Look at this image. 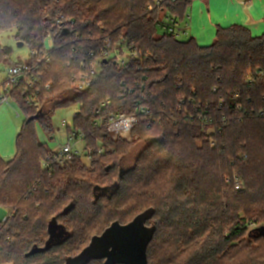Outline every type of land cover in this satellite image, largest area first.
I'll return each mask as SVG.
<instances>
[{
    "label": "trees",
    "instance_id": "trees-1",
    "mask_svg": "<svg viewBox=\"0 0 264 264\" xmlns=\"http://www.w3.org/2000/svg\"><path fill=\"white\" fill-rule=\"evenodd\" d=\"M157 1L0 0V34L16 30L17 43L30 51L49 36L53 46L35 89L23 97L13 88L12 102L27 120L14 157L0 155V207L16 208L0 222V264H66L111 224L146 213L156 230L149 264H264V236L249 227L264 226V33L219 26L211 45L192 37L181 42L157 22L168 14L183 20L197 0L156 7ZM60 15L72 23L55 33ZM108 39L134 45L137 56L124 66L102 60L90 89L78 91V77ZM12 53L0 45V62L9 65ZM128 88L133 92L125 94ZM183 97L207 105L220 133L200 128L193 106L180 104ZM107 99L117 111L143 105L159 119L150 127L139 122L129 137L113 141L94 126ZM76 102L81 106L67 132L86 135L91 161L75 157L44 170L42 160L53 150L40 144L34 123L52 134L56 110ZM138 143L146 146L125 169L124 157ZM111 187L113 194L100 193ZM54 221L55 239L45 248Z\"/></svg>",
    "mask_w": 264,
    "mask_h": 264
},
{
    "label": "built area",
    "instance_id": "built-area-1",
    "mask_svg": "<svg viewBox=\"0 0 264 264\" xmlns=\"http://www.w3.org/2000/svg\"><path fill=\"white\" fill-rule=\"evenodd\" d=\"M162 2L163 0H158L155 6L160 7ZM190 21V13H188L183 20L168 14L158 20L157 27L163 32L168 34L171 33L176 38L190 37ZM70 23H72V19L70 17L60 15L53 26L55 27V33L62 32L63 28L68 26ZM50 38L51 37L49 36L47 41L50 40ZM47 41H45L43 48L39 47V49L30 51L27 58L6 68V72L4 74L5 81L2 86V93L0 94V106L10 105L12 103L13 88H21L23 97L35 89L37 82L42 77V72L40 70L41 66L44 63L50 62L49 52L52 49H49L46 46ZM105 44L107 46L102 50L101 55L97 57L95 63L90 67L85 68L83 73H81V75L78 77L76 82V88L78 91L84 92L90 89L95 80L98 78L102 60L113 59L118 65L124 66L128 62L130 56H137V53L134 50V45H131L125 41L119 43L117 46H113L109 43L108 39L105 41ZM49 88L50 86H47V89ZM127 92L132 93L133 89L128 88L125 91V94ZM186 100L187 99L184 97L181 98L180 104L184 105L187 103L193 106V113H195L194 117H196L200 128L208 131L209 134H214L215 132L220 133V129H217L212 125L213 120L207 105H204L202 101L198 102L195 98H189L188 101ZM261 114L264 115V111L261 112ZM95 116H97V118L94 121V126L99 130L103 129L107 131L113 141L120 138L126 139L129 137L134 127L139 122H144L150 127L154 125L159 119L158 115H154L149 108L143 105H137L133 112L127 113L123 111H117L113 109L110 99H107L100 105L99 109H97L95 112ZM84 119H88V117L85 116ZM225 124L226 122H224V125ZM67 125L68 124L65 120L62 121L61 126L65 129L67 136L66 144L62 145L56 150H53L51 154L43 158V162L41 164L42 169L51 171L55 167L68 165L72 163V159L75 157L89 158L91 149L88 148L86 144V135L82 132L73 130L72 128L69 132H67V129L70 128ZM98 145L99 153H103L105 146L102 145L101 142L98 143ZM232 182L235 184L237 190L243 188V184L239 177L234 176ZM9 209L8 215L3 219L4 222L8 219H12L14 213L16 212L15 207H10Z\"/></svg>",
    "mask_w": 264,
    "mask_h": 264
},
{
    "label": "rangeland",
    "instance_id": "rangeland-1",
    "mask_svg": "<svg viewBox=\"0 0 264 264\" xmlns=\"http://www.w3.org/2000/svg\"><path fill=\"white\" fill-rule=\"evenodd\" d=\"M224 0H202L200 3L201 10L205 13V18L208 21L210 26L216 27V25H221L218 21L219 12H217L221 8V3ZM244 4V2H243ZM224 9V8H223ZM222 9V10H223ZM221 14V13H220ZM16 30H10V32L1 33L0 34V45L2 47H9L13 49V53L10 57L11 63L9 65H4L0 62V83L3 79H5L6 68L11 65L17 64L21 62V60L27 58L29 56L30 50L27 45H22V47H18L16 41ZM179 41L183 42L189 39V37L177 38ZM214 42V39L210 41L208 44L211 45ZM46 46L49 49H52V43L50 40L46 42ZM47 106H50L48 103ZM80 103L71 104L67 107H62L56 110L53 115V133L48 134L44 132L41 123L36 121L34 123L35 133L37 135V139L40 144L47 145L51 150H56L62 145L66 144L67 136L65 129L61 126L62 121L67 122V126L71 127L73 124L74 116L80 109ZM50 108V107H49ZM19 113V115H18ZM26 118L21 111L20 107L15 103H11L10 105H2L0 106V155L5 161H10L15 154V141L16 137L19 134L21 128L26 122ZM136 140V138H135ZM134 138L127 140V143L133 142ZM146 146L145 143H138L134 145L128 152V154L124 157L123 165L125 169H130L135 161V157L143 150ZM85 162L89 163L91 160L87 159V157H83ZM42 164V163H41ZM116 191V188L111 187L106 190L100 191L102 194L111 195ZM10 207H0V222L8 215ZM262 224L254 223V225H249L250 229H255L261 227ZM248 239V236H245V240ZM252 243L255 244V241L249 239ZM238 244V242H237ZM79 250H75L78 253ZM75 253V254H76ZM74 254V255H75Z\"/></svg>",
    "mask_w": 264,
    "mask_h": 264
},
{
    "label": "water",
    "instance_id": "water-1",
    "mask_svg": "<svg viewBox=\"0 0 264 264\" xmlns=\"http://www.w3.org/2000/svg\"><path fill=\"white\" fill-rule=\"evenodd\" d=\"M19 43L18 47H22ZM123 176V171H120ZM148 213L139 215L130 223L122 225L119 221L111 224L101 236H95L89 246L75 258H68L66 264H89L91 260H105L104 264H149L147 249L155 235V227L147 225ZM55 221L50 225V239L46 244L53 243L52 233ZM260 237L264 236V226L256 229ZM35 251H33L34 253Z\"/></svg>",
    "mask_w": 264,
    "mask_h": 264
},
{
    "label": "crops",
    "instance_id": "crops-1",
    "mask_svg": "<svg viewBox=\"0 0 264 264\" xmlns=\"http://www.w3.org/2000/svg\"><path fill=\"white\" fill-rule=\"evenodd\" d=\"M201 1L197 0L188 12L191 15L190 37L200 44L209 45L208 43L214 39L219 26L226 28L230 25H245L254 36L264 33V0H224L220 2L221 8L217 11L219 12L217 16L221 25H216L215 28L208 24L205 13L200 8L199 2ZM4 81L5 79L0 83V94Z\"/></svg>",
    "mask_w": 264,
    "mask_h": 264
}]
</instances>
